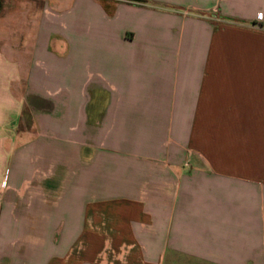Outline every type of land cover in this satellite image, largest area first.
<instances>
[{"label": "crops", "instance_id": "0c3cea01", "mask_svg": "<svg viewBox=\"0 0 264 264\" xmlns=\"http://www.w3.org/2000/svg\"><path fill=\"white\" fill-rule=\"evenodd\" d=\"M0 264H264V0H0Z\"/></svg>", "mask_w": 264, "mask_h": 264}, {"label": "rangeland", "instance_id": "374dc122", "mask_svg": "<svg viewBox=\"0 0 264 264\" xmlns=\"http://www.w3.org/2000/svg\"><path fill=\"white\" fill-rule=\"evenodd\" d=\"M7 9H8V5H6V2L4 3V5H3V10H2V15L4 14V12L5 11H7Z\"/></svg>", "mask_w": 264, "mask_h": 264}]
</instances>
